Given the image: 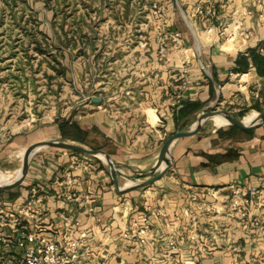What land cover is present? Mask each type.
<instances>
[{
	"label": "crops",
	"instance_id": "crops-1",
	"mask_svg": "<svg viewBox=\"0 0 264 264\" xmlns=\"http://www.w3.org/2000/svg\"><path fill=\"white\" fill-rule=\"evenodd\" d=\"M144 2L146 14L153 12V4L162 8V21L152 17L157 25L151 21L139 25V31L146 34V50L140 48L137 34L130 39L131 29L113 42V22L103 30L108 38L99 45H87L89 65H108L103 76L121 85L118 91L102 88L107 99L101 105L95 103L90 116L79 118L85 127L79 125L88 132L86 147L102 150L116 166L120 190L155 176L158 172L152 171L166 140L176 131L195 127L214 107L230 115L240 113L242 106L264 112V76L250 65L230 77L241 53L254 49L264 57V0ZM197 8H210L211 17L196 15ZM41 13L44 17L50 11L42 9ZM119 15L121 24L125 20L122 12ZM158 29L169 39L160 41ZM175 33L180 35L177 42L173 41ZM178 94L183 99L174 106ZM194 104L201 107L184 108ZM208 121L216 128H208ZM244 122H259V114L251 113ZM226 125L224 117L215 116L196 133L178 139L171 149L167 174L128 193L119 191L102 160L58 148L43 149L20 184L0 189V226L37 187L42 202L38 223L51 229L57 240L68 231L73 238H82L80 264H171L178 248L189 258L193 255L189 238L197 237L189 230L192 226L197 228L198 240L210 245L197 264H252L250 257L264 256V124L252 130L237 128L240 131L230 125L221 128ZM52 128L50 140H60L57 126ZM36 133L34 139L26 130L8 134L6 126L0 127V171H5L3 163L13 165L14 153L24 160L28 148L48 141L44 130ZM10 181V175H0V185ZM237 188L256 191L248 202H241L246 219L238 211L236 220L225 212L233 208ZM192 211L197 215L191 219ZM143 216L149 221L146 243L141 245ZM255 217L261 233L251 223ZM0 233L11 237L13 229L3 226ZM254 245L259 248L252 250ZM18 255L13 246L0 245L1 263L9 264Z\"/></svg>",
	"mask_w": 264,
	"mask_h": 264
},
{
	"label": "rangeland",
	"instance_id": "rangeland-1",
	"mask_svg": "<svg viewBox=\"0 0 264 264\" xmlns=\"http://www.w3.org/2000/svg\"><path fill=\"white\" fill-rule=\"evenodd\" d=\"M144 1L0 0V127L6 126L8 134L26 130L31 132L34 139H37L36 132L44 130L47 133L46 140H50L54 132L52 127L57 120H72L81 124L79 118H86L93 113V100H101L102 103L107 99L102 88L111 87V90L115 88L118 91L121 85L120 81H108L103 76L108 65H89L87 45H99L101 40L108 38L103 30L113 22L114 26H121L120 30L114 27L115 33L111 38L113 42L121 39L125 29H131L128 34L130 39H134L133 36L137 34L140 48L146 50V34L139 31V25L149 21L157 25L152 17L162 21V8L158 3H152V15L146 14L145 8L148 5ZM42 9L53 12V17L50 13L42 17ZM120 12L123 14L122 20H125L121 24ZM98 15L99 18L91 17ZM161 31H156L159 40L169 39L168 34ZM98 58L101 59L102 56L99 55ZM94 69L96 72H93ZM217 107L219 106L212 110L217 111ZM240 108V113L232 115L240 120L253 112L261 113L254 109L255 106ZM206 126L216 128L213 121H208ZM228 127L230 126L226 125L221 128ZM14 155L15 158L12 159L15 162L12 166L3 163L4 174L12 175L20 168L22 160L19 154ZM232 209L231 206L225 209L229 218H247L236 216L237 210ZM213 214L218 216L217 213ZM189 215L192 219L197 214L192 211ZM254 227L261 233L257 229L260 221ZM189 230L197 233V237L189 238L188 246L193 255L189 258L183 257L178 248L174 257H171V264H197L201 252L208 251L210 245L199 241L197 228L192 226ZM145 243L139 240V244ZM220 248L224 246L221 245ZM253 248L259 247L254 245L252 250ZM257 260H260L259 264H264V256L259 254L250 257L252 264H258Z\"/></svg>",
	"mask_w": 264,
	"mask_h": 264
},
{
	"label": "built area",
	"instance_id": "built-area-1",
	"mask_svg": "<svg viewBox=\"0 0 264 264\" xmlns=\"http://www.w3.org/2000/svg\"><path fill=\"white\" fill-rule=\"evenodd\" d=\"M195 14L198 16L211 17L210 8H197ZM179 35H173V41L177 42ZM264 52V51H262ZM235 78V74H230ZM129 95V92L126 93ZM182 94L175 97L174 106L182 101ZM256 195V191L237 188L234 191L235 200L232 204L233 209L237 210L242 217H247V213L241 208V202H248L249 197ZM39 196V189L32 187L30 198L24 206L17 212H11L5 222L0 226H10L13 229V236L6 237L0 233V245L8 244L19 251L18 257L9 264H80L84 240L82 238H73L71 232H66L61 240H57L53 231L45 228L38 223L36 216L42 209V202ZM242 210V211H241ZM147 216L142 217V226L139 231L141 243H145ZM253 224L258 226L259 220L253 219ZM0 264H5L1 263Z\"/></svg>",
	"mask_w": 264,
	"mask_h": 264
},
{
	"label": "water",
	"instance_id": "water-1",
	"mask_svg": "<svg viewBox=\"0 0 264 264\" xmlns=\"http://www.w3.org/2000/svg\"><path fill=\"white\" fill-rule=\"evenodd\" d=\"M93 102L99 104L101 103V100H93ZM258 114H259V122L253 123V124L252 123L246 124L244 122V119L240 120L238 118H235L227 112H221V111L214 110V111H210L206 113L205 115L202 116V118L199 120V122L197 123L195 127L188 129V130L176 131L170 138L166 140L163 146V149H162L161 158L159 159L155 168L152 171V173L158 172L155 176L143 182H139V183L134 182L132 186L123 188L122 190H120L118 186V182H117L118 171L116 169V166L114 165L110 157L106 155L102 150L87 148L75 142H69V141H64V140H59V139L42 141L28 148L26 151L25 159L22 160V164L20 168L16 170L12 175H10L11 177L10 182L0 185V189L10 188V187L16 186L17 184H20L23 181V178L25 177V174L28 171L29 165L31 161L33 160V158L35 157V155L43 149L52 147V148H58V149L65 150V151H70L73 153H80V154L93 156V157H96L102 160L110 168L112 178L114 180L116 187L119 189V191L123 193H128V192H131L137 189L148 187L152 185L154 182H156L157 180H159L161 177L166 175L172 165V161L170 159V153H171L173 144L178 139L184 136L196 133L208 119H213L215 116H222L228 121V125L230 126H234V127L244 129V130H252L264 124V112L258 113ZM0 174H4V173L0 171Z\"/></svg>",
	"mask_w": 264,
	"mask_h": 264
},
{
	"label": "trees",
	"instance_id": "trees-1",
	"mask_svg": "<svg viewBox=\"0 0 264 264\" xmlns=\"http://www.w3.org/2000/svg\"><path fill=\"white\" fill-rule=\"evenodd\" d=\"M49 1V0H44ZM250 65L256 68L259 76H264V57L256 52L254 49H249L245 53H241L236 60L235 73H242L247 71ZM62 66V65H61ZM191 107V111L197 110L201 107L200 104L186 105L184 108ZM59 135L62 140H69L80 145H88V132L84 130L77 122L72 120H57L55 122ZM235 131H240L237 127H232ZM242 132V131H241ZM220 133V131H218ZM73 153V152H72Z\"/></svg>",
	"mask_w": 264,
	"mask_h": 264
},
{
	"label": "bare ground",
	"instance_id": "bare-ground-1",
	"mask_svg": "<svg viewBox=\"0 0 264 264\" xmlns=\"http://www.w3.org/2000/svg\"><path fill=\"white\" fill-rule=\"evenodd\" d=\"M246 123V122H245ZM246 124H250V123H246Z\"/></svg>",
	"mask_w": 264,
	"mask_h": 264
}]
</instances>
